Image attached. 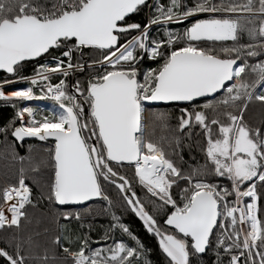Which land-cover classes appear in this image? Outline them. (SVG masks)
<instances>
[{
	"label": "snow or ice",
	"instance_id": "6c2138e0",
	"mask_svg": "<svg viewBox=\"0 0 264 264\" xmlns=\"http://www.w3.org/2000/svg\"><path fill=\"white\" fill-rule=\"evenodd\" d=\"M145 9L147 22L133 19ZM0 70V101L16 109L0 133L51 138L41 199L55 208L54 232L24 234L38 204L26 172L41 165L18 157V182L0 189V233L11 232L0 235L3 264H151L109 187L157 238L166 264H264V124L245 121L252 102L264 105V0H0ZM35 99L50 100L51 110L38 118L18 107ZM161 103L187 106L174 129L170 113L155 114L153 129L174 133L156 142L145 113ZM195 128L204 163L185 169L183 141ZM125 166L146 202L120 173ZM94 201L110 217L99 240L87 222Z\"/></svg>",
	"mask_w": 264,
	"mask_h": 264
},
{
	"label": "trees",
	"instance_id": "16d2710c",
	"mask_svg": "<svg viewBox=\"0 0 264 264\" xmlns=\"http://www.w3.org/2000/svg\"><path fill=\"white\" fill-rule=\"evenodd\" d=\"M192 2V0H188ZM147 9L144 10L143 13L139 17H133V19H140L147 22ZM197 18H204L202 16ZM194 22V19L189 20L186 24L179 25L180 28L186 27L188 24ZM88 51V50H85ZM48 58V57H45ZM40 62H43L41 60ZM155 66V65H153ZM35 67V62H27L23 71V75H31L33 72V69ZM6 74L4 72H0V80L4 78ZM12 78V77H9ZM187 105L185 104H164V105H156V106H148V109L152 110L150 112L151 118H152V125L155 122L156 115H155V109H166L165 111H168L170 113V128L174 129L176 127V118L180 115V109L185 107ZM16 109L11 107L10 105H6L3 101H0V128H3L5 125L9 124V121L14 117ZM245 121L249 123L252 127L260 126L261 124H264V105H261L259 102H252L246 113H245ZM19 121H16L15 126H19ZM13 130L12 127H9L8 134L5 135L3 133H0V189H3L4 187L15 184L18 182V176H19V169L21 167V163L18 160V157H28V147L31 152L33 151H43V154L38 158H33L32 160L34 162H40L43 164L44 168L47 166L48 161V152L47 150L52 147L51 141H29L25 142L23 144H19L12 136L11 131ZM154 134L160 140L161 136H171L174 133L172 131H163L160 127H155ZM185 146L183 148V156H184V163L183 166L185 169L189 167V165H196V164H202L204 163V153L201 151V146L204 144V137L201 134V130L199 128H195L192 130V136L191 139H185L183 141ZM14 155L17 157V159H13ZM34 157V156H32ZM31 157V158H32ZM29 158V157H28ZM25 168L26 166H29L27 163L23 165ZM129 169L128 174H132L134 176V167H128ZM41 168V166H40ZM27 169V168H26ZM52 173L50 171H44L42 175H40L38 172H26V184H28L29 187L33 189V195H34V203L38 201L37 208L35 212L37 214L31 215L29 214V219L26 221H23V232L27 236L29 234H35L37 232L43 233L45 228H49L50 232H54L55 228L50 221L51 215L55 212V208L51 203H49L46 199H41V193L39 192V189L41 188L42 191H46V189L43 187L48 179L49 176H51ZM32 176V178H31ZM132 176V177H133ZM42 181V182H41ZM222 184H227L228 182L226 180H219ZM38 182V184H37ZM246 187V185H245ZM134 189L137 193V195L141 198L142 201H147L148 196L145 193V190L138 186ZM258 191H264V186H261L258 184L257 186ZM110 195L116 202L117 208V214L121 215L123 218V222L128 225V227L143 241L145 246L148 249H151V253L148 256V259L151 261V264H166V257L162 253V251L159 249L157 238L147 233L144 229V226L142 222L130 211H128L123 203L118 197H116V193L111 192ZM0 203H2V200H0ZM42 204V205H41ZM262 206H264V201L261 202ZM91 205L99 206L95 211H93V216L95 217L93 219V216H89L87 218V221L93 225V232H92V238L99 240L104 234V231L109 223L110 217L101 212L102 207H104V204L100 201H94L91 203ZM87 206V205H85ZM147 210L149 212L152 211L151 207L148 206ZM51 213V214H49ZM164 218L158 217V223L161 225V227H164L163 223ZM103 226V227H102ZM0 235H11V232L8 234L0 233ZM117 238L123 237L124 239H127L126 236H123L122 233L117 232L116 233ZM49 236L41 235L39 239L41 242L50 240ZM2 246V244H0ZM204 259H207V256L204 257ZM0 264H3V259L0 258ZM195 264V261L193 262Z\"/></svg>",
	"mask_w": 264,
	"mask_h": 264
},
{
	"label": "rangeland",
	"instance_id": "374dc122",
	"mask_svg": "<svg viewBox=\"0 0 264 264\" xmlns=\"http://www.w3.org/2000/svg\"><path fill=\"white\" fill-rule=\"evenodd\" d=\"M165 2H167V0H165ZM189 3H191L190 1H188ZM48 6H51V3H49L48 4ZM147 13H148V9H147ZM191 24V23H190ZM190 24H188L187 26H189ZM186 26V27H187ZM153 32H155V28H153ZM201 46H211L210 44H208V43H202V45ZM87 52V51H86ZM92 55H98V53H92ZM48 59V58H47ZM41 63H43V62H41ZM88 78V75H87V72H85V73H83V74H78V75H76L75 77H73V80H75V79H80V80H82V81H84V80H86ZM54 82H56L55 81V79H54ZM27 85L25 84V83H23V82H21V83H18V85H16V88L18 89V88H22V87H26ZM12 87H6L5 88V91H9L10 89H11ZM37 95H39V92H38V90H37ZM24 106H30V107H33L34 109H36L37 111H38V118H39V115H43V114H47L50 110H51V108H52V102L50 101V100H47V99H35V100H32V101H25V102H22V103H20L19 105H18V107H24ZM156 111H155V114L157 113V112H167L168 113V111H165L166 109H159V108H157V109H155ZM152 110H150V109H148L147 108V110H146V113H145V122H146V124L148 125V130L146 131V137L149 139V140H152V141H156V142H159L160 140H158V138L155 136V134H154V129H153V125H152V118H151V115L152 114H150V112H151ZM156 117V116H155ZM154 124V123H153ZM43 154V151H41V150H39L38 152L35 150V151H33V152H31V150H29V147H28V157L29 158H31L32 156H34V157H32L31 159H33V158H35V159H38L41 155ZM28 157L26 158V160L28 159ZM48 159H49V157H48ZM37 163H40V162H37ZM40 165H41V168H40V170L38 171V173L40 174V175H42L43 174V172L44 171H50L51 172V170H50V168L48 167V166H45V168H44V166H43V164L42 163H40ZM47 165V164H46ZM29 166H26V168H28ZM128 171H129V169L128 168H126V167H123V168H121L120 169V173L121 174H123L126 178H128L129 180H131L132 181V186H133V188L134 189H136L137 188V190L139 189L138 188V186H140L139 184H138V182H136L135 180H133V175L132 174H128ZM134 172V171H133ZM134 174V173H133ZM31 178H32V176H31ZM42 182V181H41ZM220 182V181H219ZM16 184V183H15ZM37 184H38V182H37ZM10 185H13V184H10ZM9 186V185H8ZM108 192H109V194L111 193V192H114V193H116V197H118V195H117V192H116V190H115V188L114 187H109L108 189ZM41 188L39 189V192L41 193ZM119 198V197H118ZM115 202V201H114ZM116 203V202H115ZM42 205V204H41ZM86 208L88 207V205L87 206H85ZM99 206H94V205H91V208L95 211L96 209L98 210L99 208H98ZM37 207H29L28 208V215L29 214H31V215H33V213L34 214H37L35 211L36 210H38V209H36ZM100 210V209H99ZM49 214H51V213H49ZM50 221L52 222V220L50 219ZM88 222V221H87ZM53 224V223H52ZM53 226H54V228H55V225L53 224ZM99 239H101V238H99ZM93 240H97V239H93ZM98 245H96V244H93L92 245V247L93 248H95V247H97Z\"/></svg>",
	"mask_w": 264,
	"mask_h": 264
},
{
	"label": "water",
	"instance_id": "95a60500",
	"mask_svg": "<svg viewBox=\"0 0 264 264\" xmlns=\"http://www.w3.org/2000/svg\"><path fill=\"white\" fill-rule=\"evenodd\" d=\"M0 72H3L2 70H0ZM180 104H183V103H180ZM156 105H164L163 103L161 104H156ZM156 105H150V106H156ZM14 138V137H13ZM15 139V138H14ZM29 141H40L38 138H35V137H31V138H28L26 137L23 141H17L19 144H23L25 142H29ZM49 141H51V138L49 139ZM43 142V141H42Z\"/></svg>",
	"mask_w": 264,
	"mask_h": 264
},
{
	"label": "built area",
	"instance_id": "2783aa9c",
	"mask_svg": "<svg viewBox=\"0 0 264 264\" xmlns=\"http://www.w3.org/2000/svg\"><path fill=\"white\" fill-rule=\"evenodd\" d=\"M45 59H47V58H45ZM43 62H44V61H43ZM16 85H18V83H17V84H13V85L11 86L12 88H11L9 91L14 90V89H17V88H16Z\"/></svg>",
	"mask_w": 264,
	"mask_h": 264
}]
</instances>
